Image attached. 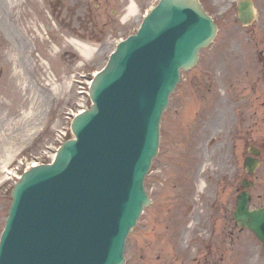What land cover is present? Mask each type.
<instances>
[{
  "label": "rangeland",
  "instance_id": "obj_1",
  "mask_svg": "<svg viewBox=\"0 0 264 264\" xmlns=\"http://www.w3.org/2000/svg\"><path fill=\"white\" fill-rule=\"evenodd\" d=\"M132 1L138 15L124 19L126 7L111 14L116 8L111 0L76 35L59 28L44 31L48 19L43 7L39 30L0 32V159L8 150L12 162L30 158L52 142L66 124L63 112L80 99L72 80L88 89L91 75L76 73L98 70L113 48L111 41L133 32L143 9L155 0ZM238 1L201 0L218 32L199 51L198 63L182 72L161 117L159 150L144 180L152 201L127 236L123 264H264L261 243L232 219L239 182L246 176V147L255 144L251 142L261 147L258 139L264 133V90L255 96V89L264 88V82H256L264 0H253L258 16L249 39L248 27L237 20ZM129 2L124 0L126 6ZM65 38L83 41L90 53L80 55ZM261 159L252 207L264 204V151ZM12 185L0 183V229Z\"/></svg>",
  "mask_w": 264,
  "mask_h": 264
},
{
  "label": "water",
  "instance_id": "obj_2",
  "mask_svg": "<svg viewBox=\"0 0 264 264\" xmlns=\"http://www.w3.org/2000/svg\"><path fill=\"white\" fill-rule=\"evenodd\" d=\"M215 30L198 0H161L119 45L92 83L90 109L72 123L76 138L52 165L30 169L15 185L0 264L123 262L125 236L149 202L142 180L157 151L161 112L180 68L193 65ZM256 162L245 160L249 172ZM247 206L243 191L233 217L264 244V207Z\"/></svg>",
  "mask_w": 264,
  "mask_h": 264
},
{
  "label": "flooded vegetation",
  "instance_id": "obj_3",
  "mask_svg": "<svg viewBox=\"0 0 264 264\" xmlns=\"http://www.w3.org/2000/svg\"><path fill=\"white\" fill-rule=\"evenodd\" d=\"M11 9L13 11V14H16L17 18H13L12 20H10L9 23L5 24L6 26L16 28L32 26V24L35 25L36 22L34 21L32 16H38V0H14L12 4H8L7 0H0V12ZM259 56L262 60L264 59V40L263 47L259 51Z\"/></svg>",
  "mask_w": 264,
  "mask_h": 264
},
{
  "label": "bare ground",
  "instance_id": "obj_4",
  "mask_svg": "<svg viewBox=\"0 0 264 264\" xmlns=\"http://www.w3.org/2000/svg\"><path fill=\"white\" fill-rule=\"evenodd\" d=\"M136 14H137L136 5L134 2H131L129 4V6L127 7V11L125 12L123 18L126 19V18H128L130 16H134ZM73 43L76 47H78L81 50V52L83 54H86V55L89 54V52H90L89 46H87L86 44H83L79 41H76V40H73ZM31 129H33V128H31ZM31 129H30V131H31ZM12 152H13L12 150H8L7 152L5 151L4 156L0 159V170H4L5 168H8V165L11 162V158L14 155V154H12ZM205 166H206V164L204 163L202 169L205 168ZM200 172L201 171H199V173ZM1 181H2V179H0V182Z\"/></svg>",
  "mask_w": 264,
  "mask_h": 264
}]
</instances>
